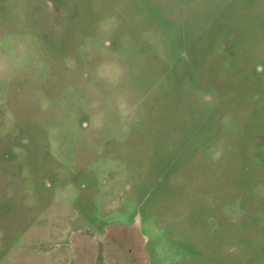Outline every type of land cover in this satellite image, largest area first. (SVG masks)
Masks as SVG:
<instances>
[{"label":"rangeland","instance_id":"rangeland-1","mask_svg":"<svg viewBox=\"0 0 264 264\" xmlns=\"http://www.w3.org/2000/svg\"><path fill=\"white\" fill-rule=\"evenodd\" d=\"M75 254L264 264V0H0V264Z\"/></svg>","mask_w":264,"mask_h":264},{"label":"crops","instance_id":"crops-1","mask_svg":"<svg viewBox=\"0 0 264 264\" xmlns=\"http://www.w3.org/2000/svg\"><path fill=\"white\" fill-rule=\"evenodd\" d=\"M84 239V238H83ZM87 240H89L90 241V239H87ZM78 248H79V246H78ZM79 252V251H78ZM81 253L79 252V254L78 255H80ZM82 254H83V252H82ZM77 254H75L74 256H75V259H76V264H77V260L79 261V263H80V258H78L77 256H78ZM98 256H100V255H98ZM98 259H100V257H98ZM129 259V258H128ZM127 259V260H128ZM101 260V259H100ZM102 260H103V258H102ZM101 260V261H102ZM88 261H89V259H88ZM99 262V264H103V262ZM95 262H94V258H91L90 259V261H89V263H87V264H94Z\"/></svg>","mask_w":264,"mask_h":264}]
</instances>
